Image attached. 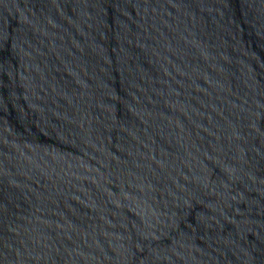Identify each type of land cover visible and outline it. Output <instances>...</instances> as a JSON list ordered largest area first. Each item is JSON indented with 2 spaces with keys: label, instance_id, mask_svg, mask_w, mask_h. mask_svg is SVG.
<instances>
[{
  "label": "water",
  "instance_id": "water-1",
  "mask_svg": "<svg viewBox=\"0 0 264 264\" xmlns=\"http://www.w3.org/2000/svg\"><path fill=\"white\" fill-rule=\"evenodd\" d=\"M0 264H264V0H0Z\"/></svg>",
  "mask_w": 264,
  "mask_h": 264
}]
</instances>
